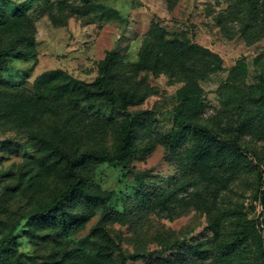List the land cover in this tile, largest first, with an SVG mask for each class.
<instances>
[{
  "label": "rangeland",
  "instance_id": "374dc122",
  "mask_svg": "<svg viewBox=\"0 0 264 264\" xmlns=\"http://www.w3.org/2000/svg\"><path fill=\"white\" fill-rule=\"evenodd\" d=\"M0 11L5 14L0 48L27 53L8 56L7 69L0 70V235L65 186L61 163L48 156L41 136L63 134L78 150L114 148L122 113L101 102L81 101L73 108L59 86L67 76L93 81L108 50L116 51L120 61L118 84L144 96L129 111L143 114L137 143L150 148L126 168L86 165L92 190L111 192L112 198L81 230L55 238L52 230L22 220L15 234L22 264H90L73 257L95 245L103 247L105 264H117L120 252L145 255L126 264H259L254 245L231 262L215 255L198 260L181 249L210 238L214 219L223 239L231 237L239 220H257L264 249L257 176V166H264V0H0ZM153 22L167 30V37L188 40L221 58V69L199 81L195 120L224 138L242 129L237 162L187 167L194 138L172 120L181 78L166 69L154 74L132 67ZM201 62L197 58L194 64L201 67ZM56 70L66 77L48 79L53 95L41 106L35 101L39 77ZM145 186L147 198L140 192ZM97 227L109 238L95 234ZM178 244L181 249L169 248Z\"/></svg>",
  "mask_w": 264,
  "mask_h": 264
},
{
  "label": "trees",
  "instance_id": "16d2710c",
  "mask_svg": "<svg viewBox=\"0 0 264 264\" xmlns=\"http://www.w3.org/2000/svg\"><path fill=\"white\" fill-rule=\"evenodd\" d=\"M16 12H21V10ZM4 18L5 14L0 11V25L4 23ZM151 24L143 47L138 53V60L132 67L145 69L154 74L160 69H166L172 75L181 78L179 79L183 83L176 90L178 104L173 109L172 120L175 128L190 133L194 138L193 146L186 153L187 167L189 170L193 169V165L220 168L237 162L242 157L238 144L242 129H236L224 138L214 130L201 126L195 120L201 104L202 87L199 81L221 69V58L206 47L195 45L185 39L167 37L168 32L165 28L157 22ZM10 55L25 57L27 53L18 49L12 50L9 47L0 48V70L7 69V59ZM117 58V52L113 49L106 51L104 57L99 60L98 74L91 82L67 76V81L59 84L64 89L62 94L68 96L73 108L79 106L81 101H86L89 106L101 102L111 110L122 113L123 120L114 130L116 133L114 148L112 150L105 148L78 150L68 146L66 136L63 134L40 137L48 156L54 157L56 162L61 163V176L65 186L48 199L38 202L31 211L20 215L9 228L1 233L0 264H22L15 236L22 220L30 219L35 226L52 230L55 238H66L81 230L90 219L92 212L99 207H104L110 201L111 192L101 194L92 190L90 178L85 171L87 164L111 166L121 164L123 168H126L128 164L143 159L149 152V147L141 148L137 143L138 129L145 125V118L140 112L129 111L130 107L142 103L144 96L135 89L118 84L119 74L116 67L120 61ZM197 58H202L203 66L198 67L194 64ZM57 74H64V72L56 70L53 73L45 72L40 75L35 101L40 102L41 106L45 105V100L49 95H53L52 86L48 88L46 84L51 76ZM64 75L66 77V74ZM260 99L264 104V89L260 93ZM11 142V139L5 140L1 145L2 148ZM164 142L169 143V140L165 138ZM257 168L260 170L257 173L260 184L258 199L262 206L261 215L263 216L260 224H264V166L262 169L259 166ZM140 192L147 198L149 186L143 187ZM258 226L257 220H239L238 227L234 229L231 237L223 239L220 225L217 219H214L208 226L212 234L210 238L189 242L184 249H181L182 246L179 244L169 248H178L181 252L187 249L189 256L198 260H206L215 255L219 259L231 262L236 253L254 245L259 264H264V249ZM28 232L36 235L32 230ZM93 232L102 238H109L103 227H97L93 229ZM76 256L90 264H105V252L100 245H95L92 250L82 255L76 254L73 259ZM144 256V253H137L126 257L120 252L117 264H126L128 259Z\"/></svg>",
  "mask_w": 264,
  "mask_h": 264
}]
</instances>
